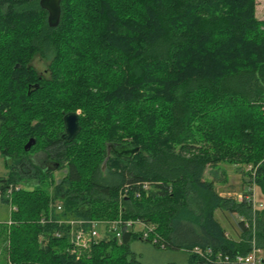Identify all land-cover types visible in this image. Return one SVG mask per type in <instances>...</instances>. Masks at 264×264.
Masks as SVG:
<instances>
[{
    "label": "trees",
    "instance_id": "1",
    "mask_svg": "<svg viewBox=\"0 0 264 264\" xmlns=\"http://www.w3.org/2000/svg\"><path fill=\"white\" fill-rule=\"evenodd\" d=\"M256 8L257 0H62L51 28L40 0H0V151L10 170L0 191L30 187L12 195L17 211L0 228L6 264H143L137 242L181 254L169 264H210L195 248L248 255L254 240L264 252V211L254 223L245 197L222 198L205 179L221 163L253 164L250 182L264 196ZM36 58L49 63L46 73ZM79 111L81 130L66 142L64 117ZM110 144L140 151L109 155ZM46 163L66 169L59 184ZM217 211L242 219L240 241ZM119 218L153 225L165 248L132 232L72 254L70 226L59 223L82 220L88 230Z\"/></svg>",
    "mask_w": 264,
    "mask_h": 264
},
{
    "label": "rangeland",
    "instance_id": "2",
    "mask_svg": "<svg viewBox=\"0 0 264 264\" xmlns=\"http://www.w3.org/2000/svg\"><path fill=\"white\" fill-rule=\"evenodd\" d=\"M256 14L258 19L264 20V0H257V8ZM34 65L37 67L39 71L42 73H46L49 63L42 60L41 58H36L34 61ZM80 114V111L77 112ZM42 155H36L35 159L37 161L41 158ZM46 166L53 171V180L55 184H59L64 177L66 176V169H58L55 165L46 163ZM253 167L255 165L249 164H233V163H221L217 167H209L206 174L205 179L207 181H215V189L217 193L222 198L236 197L240 202V196L248 194L251 189H255L256 192V200L258 204H262L263 208L260 210L264 211V196L260 189L254 186L253 183L250 182V176L253 171ZM10 170L7 168L4 157L0 151V178H8ZM217 173L216 177L213 173ZM19 186L28 189L30 187L26 186V182L22 181L19 183ZM54 187L51 183L46 182L41 185L42 189L49 191L50 194H53ZM32 189V188H31ZM60 205V204H58ZM11 209L7 203L0 202V228L5 227L10 219H11ZM121 218V217H120ZM117 219L114 221L111 220H99L101 223H111L116 222L121 219ZM216 219L222 224V226L227 230L228 236L232 238V240L240 241L241 234L239 223L241 222V218L238 215H232L230 213H223L221 211L216 212ZM1 230V229H0ZM99 231L101 234L105 231V225L99 227ZM7 243L3 237V234H0V264H6L7 259ZM134 252H136L143 264H169L173 262H178V257L180 255L172 256L171 253H163L155 250L154 248L140 243H135L133 247Z\"/></svg>",
    "mask_w": 264,
    "mask_h": 264
},
{
    "label": "built area",
    "instance_id": "3",
    "mask_svg": "<svg viewBox=\"0 0 264 264\" xmlns=\"http://www.w3.org/2000/svg\"><path fill=\"white\" fill-rule=\"evenodd\" d=\"M253 171V177H255V173ZM142 188L145 190V192H147L149 191L151 186L150 184L146 183ZM21 189H23V187L18 185H10L4 194L0 191V202L5 203V199L8 200V205L10 206L11 213L17 211V207L12 204V195L16 192L21 191ZM136 196L140 198L142 196L141 192H137ZM122 197H127V192L122 194ZM244 197L246 199L245 201L252 205L254 211L253 222L255 223L257 211H260L263 208V205L257 203L255 189H251L247 196ZM244 197L240 196L241 201H243ZM54 207H56V213H63V207L61 205H57ZM46 221V218L42 220V224H45ZM59 223L61 225L70 226L68 235L70 238V243L72 245V254L80 255L82 252L90 250L93 244H98L99 241L104 238L113 237L116 238L119 242H122L124 233L132 232L138 233L143 241L151 242L153 244H160L161 247L165 248V245L162 244L161 241L162 238L155 233L156 227L139 220L125 221L121 219L119 221L111 222L108 224L94 221L90 222L91 227L88 230H85V222L82 220L59 221ZM11 224L12 222L9 221L8 225ZM102 225H105V231L103 234H101V232L99 231V227H101ZM56 236L61 237V234L57 233ZM252 244L253 249L248 255H236L233 257L230 255H224L223 253L214 254L213 250L210 248H207L206 250L195 248L192 253L206 258L210 264H263V250L256 247L255 240ZM9 264L13 263L9 262Z\"/></svg>",
    "mask_w": 264,
    "mask_h": 264
},
{
    "label": "water",
    "instance_id": "4",
    "mask_svg": "<svg viewBox=\"0 0 264 264\" xmlns=\"http://www.w3.org/2000/svg\"><path fill=\"white\" fill-rule=\"evenodd\" d=\"M40 6L48 13V23L51 28H57L60 25L62 17V0H40ZM65 132L62 139L66 142H72L80 132L79 114L71 113L64 117ZM35 142L29 141L26 150L29 151ZM112 150V154L118 157L129 158L140 151L139 148H130L126 145L110 144L108 150ZM110 153V152H109Z\"/></svg>",
    "mask_w": 264,
    "mask_h": 264
},
{
    "label": "flooded vegetation",
    "instance_id": "5",
    "mask_svg": "<svg viewBox=\"0 0 264 264\" xmlns=\"http://www.w3.org/2000/svg\"><path fill=\"white\" fill-rule=\"evenodd\" d=\"M109 152H110V153H109ZM112 152H113V151H112L111 149H110V150H108V154H109V155H111V154H112Z\"/></svg>",
    "mask_w": 264,
    "mask_h": 264
},
{
    "label": "crops",
    "instance_id": "6",
    "mask_svg": "<svg viewBox=\"0 0 264 264\" xmlns=\"http://www.w3.org/2000/svg\"><path fill=\"white\" fill-rule=\"evenodd\" d=\"M224 212H222V214H223ZM225 214V213H224ZM8 225V224H7ZM222 225V224H221ZM227 231V230H226ZM138 243H140V242H138Z\"/></svg>",
    "mask_w": 264,
    "mask_h": 264
}]
</instances>
